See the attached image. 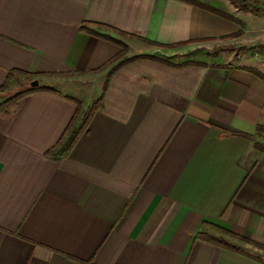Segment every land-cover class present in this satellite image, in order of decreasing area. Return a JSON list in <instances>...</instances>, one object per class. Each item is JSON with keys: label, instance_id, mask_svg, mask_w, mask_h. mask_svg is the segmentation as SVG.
Listing matches in <instances>:
<instances>
[{"label": "crops", "instance_id": "0c3cea01", "mask_svg": "<svg viewBox=\"0 0 264 264\" xmlns=\"http://www.w3.org/2000/svg\"><path fill=\"white\" fill-rule=\"evenodd\" d=\"M222 2L0 0V87L56 91L0 116V264H264V11Z\"/></svg>", "mask_w": 264, "mask_h": 264}, {"label": "trees", "instance_id": "16d2710c", "mask_svg": "<svg viewBox=\"0 0 264 264\" xmlns=\"http://www.w3.org/2000/svg\"><path fill=\"white\" fill-rule=\"evenodd\" d=\"M91 25L94 28L111 30L110 28L105 27L103 25H95V24L94 25L91 24ZM91 25L88 23H84L83 26L81 27V31L86 32L87 34L99 37L101 39L107 40L109 42L119 44L121 47H123V55H124V52H125L127 47L123 43L116 41L113 37H111V35L101 34V33H98L95 29H90L89 26H91ZM120 34H122L123 36H126V34H123V33H120ZM139 58H147V57L146 56H139L137 58L136 57L131 58L130 60L132 61V60L139 59ZM111 63H112V61H111ZM116 68L117 67H115L113 70H111L110 74H112ZM20 74H23V73H20ZM12 77H14V73L9 74L7 82L5 83V85L3 87H0V95L5 94L7 92V90L9 89V86H10V79ZM34 80L35 79L33 77H30L28 79V81L30 83L33 82ZM37 92L55 93L56 91L51 89V88H48V87H43L41 85H39L36 88H32L31 86H29L28 88L23 89L21 92L13 95L12 97H10L7 100L0 103V116H4V115H7L8 113H10L16 107V105L18 104V102L22 98L29 96L31 94L37 93ZM102 97H103V94L101 95V97L99 99L94 101V103L90 107L88 113H85L83 116H82V114H83L82 104L81 103L78 104L77 113H76L73 121L71 122L69 129H67L65 135L60 140L57 147H64L65 151H69L73 147V145L75 144V142L77 141L79 136L82 134V132L87 129L88 122L90 121L92 116L100 108V104H101L102 99H103ZM82 117H83V119H82ZM78 121L80 122V126L78 128H76ZM258 131L260 132V131H262V129L259 128L257 130V132ZM66 137H69L68 141H66ZM257 147L264 151V145H259V146L257 145ZM219 234H220V237L211 240V242L214 243L215 245L219 246V247L230 248L229 243L227 242V238H236V237L233 234L226 232L224 230H219Z\"/></svg>", "mask_w": 264, "mask_h": 264}, {"label": "rangeland", "instance_id": "374dc122", "mask_svg": "<svg viewBox=\"0 0 264 264\" xmlns=\"http://www.w3.org/2000/svg\"><path fill=\"white\" fill-rule=\"evenodd\" d=\"M226 0H223V5L226 3L225 2ZM233 4H236L237 5V7H239V8H245L246 10L247 9H249V8H253V10H251V12L252 13H258L259 11L256 9V7H258V8H260L262 11H264V4H262L261 2H259V1H256V0H230ZM248 15V17H250V14H247ZM248 21V20H247ZM229 48H232L233 49V47H231V46H228ZM122 49H123V47H122ZM237 51V52H236ZM128 52V49L126 48V50H125V53H127ZM233 52H235V54L237 53V54H240L242 51H240V49H233L232 51H231V53H233ZM192 54H190V56H191ZM180 56V55H179ZM239 58V57H238ZM95 85V84H94ZM94 85H91V86H94ZM20 85H14V88H12L11 90H7V92L4 94L5 96H4V98H10V97H12L13 95H15V94H17V93H19V92H21L22 90H23V88L21 87ZM94 91H93V89H88V96H92V93H93ZM84 94H86V93H84ZM1 96H3V95H1ZM0 96V97H1ZM82 100H85L86 98H87V96L86 97H84V95L82 96V94H81V96L80 95H78ZM0 101H2V99L0 98ZM87 101V100H86ZM90 109V108H89ZM89 109L86 111V113H88V111H89Z\"/></svg>", "mask_w": 264, "mask_h": 264}, {"label": "water", "instance_id": "95a60500", "mask_svg": "<svg viewBox=\"0 0 264 264\" xmlns=\"http://www.w3.org/2000/svg\"><path fill=\"white\" fill-rule=\"evenodd\" d=\"M30 86H31L32 88H36V87H38V86H39V81H38V80H35V81L31 82Z\"/></svg>", "mask_w": 264, "mask_h": 264}, {"label": "built area", "instance_id": "2783aa9c", "mask_svg": "<svg viewBox=\"0 0 264 264\" xmlns=\"http://www.w3.org/2000/svg\"><path fill=\"white\" fill-rule=\"evenodd\" d=\"M256 1H259V2H261L262 4H264V0H256ZM261 53H262V51H260V50H259V51H255V52H254V55H255V56H259V55H261Z\"/></svg>", "mask_w": 264, "mask_h": 264}]
</instances>
